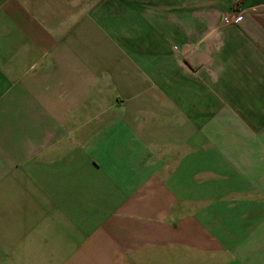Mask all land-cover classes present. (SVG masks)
I'll return each instance as SVG.
<instances>
[{"label": "crops", "instance_id": "obj_1", "mask_svg": "<svg viewBox=\"0 0 264 264\" xmlns=\"http://www.w3.org/2000/svg\"><path fill=\"white\" fill-rule=\"evenodd\" d=\"M226 104L264 120V0H0V264H264Z\"/></svg>", "mask_w": 264, "mask_h": 264}, {"label": "rangeland", "instance_id": "obj_2", "mask_svg": "<svg viewBox=\"0 0 264 264\" xmlns=\"http://www.w3.org/2000/svg\"><path fill=\"white\" fill-rule=\"evenodd\" d=\"M245 106V105H243ZM248 106V105H247ZM246 106V107H247ZM213 105H210V116L212 114L215 116V108H212ZM243 108V107H242ZM238 115L237 112L234 111L232 104L225 105V120L223 121V125L226 129H244L252 126L254 128H263L264 127V120H255V119H238L236 117ZM240 115V114H239ZM249 114L241 113L242 117H246ZM217 122L216 119H210V130L216 129Z\"/></svg>", "mask_w": 264, "mask_h": 264}, {"label": "built area", "instance_id": "obj_3", "mask_svg": "<svg viewBox=\"0 0 264 264\" xmlns=\"http://www.w3.org/2000/svg\"><path fill=\"white\" fill-rule=\"evenodd\" d=\"M224 21H225L227 24L231 23V21L229 20L228 17H225Z\"/></svg>", "mask_w": 264, "mask_h": 264}]
</instances>
